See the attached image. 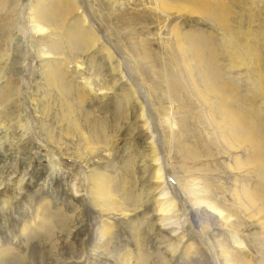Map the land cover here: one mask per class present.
I'll return each instance as SVG.
<instances>
[{
  "label": "rangeland",
  "instance_id": "374dc122",
  "mask_svg": "<svg viewBox=\"0 0 264 264\" xmlns=\"http://www.w3.org/2000/svg\"><path fill=\"white\" fill-rule=\"evenodd\" d=\"M34 1L53 13L44 39L31 38ZM78 1L113 64L99 47L68 51L61 27L72 16L64 20L63 1L0 0V264H218L221 245L236 264H264L263 200L255 206L244 198L259 178L196 101L193 89L204 88L185 51V38H204L224 73L220 30L177 0L178 14L156 0ZM237 2L224 1L231 24L241 18L243 30L263 38L264 0H242L241 11ZM58 42L67 64L52 62L60 69L52 81L38 54ZM241 62L230 73L249 103L250 82L264 87V57L257 70ZM157 155L176 204L171 228L157 210ZM99 186L109 198L98 197ZM206 204L222 217L206 213ZM232 237L243 247L231 248Z\"/></svg>",
  "mask_w": 264,
  "mask_h": 264
},
{
  "label": "bare ground",
  "instance_id": "6f19581e",
  "mask_svg": "<svg viewBox=\"0 0 264 264\" xmlns=\"http://www.w3.org/2000/svg\"><path fill=\"white\" fill-rule=\"evenodd\" d=\"M56 1L57 3L59 2V4H61V1H63L64 6L62 5L61 7L62 8L65 7L64 10L65 21H68L69 20L68 17L72 16L71 22L66 25L67 27L65 26L64 30H63V26L61 27V31H62L61 34L64 36L63 42L66 43V47L68 51L71 53L72 51L77 50L79 47L80 48L82 47L83 50L81 49L78 50L82 52H89L90 50L99 47L98 49H100V51L103 53V55L108 60V62L110 64H113L112 63L113 54L109 51L108 47H105L104 44L102 45L100 40H98V38L92 31V28L87 23V18L84 15V13L81 14L79 1L78 0H56ZM167 1L164 2V0H156L157 6L163 8V9L160 8L158 9L162 11L166 10L167 12L170 11V13L173 10L174 11L176 10V14L180 12L182 13V10H184L182 9L181 6L173 5L174 4L173 1L175 0H169L170 4ZM177 1H181V3L184 2L187 5L189 4V6L192 4L190 6L191 8L194 7L198 11L202 12L208 18L210 24L213 25L215 28H218L220 30L219 32L222 33V42L219 45H217V51L219 53V57L221 58L225 57L228 61L227 64L228 66L224 73H223V69L219 65L214 64L213 60L215 57L212 54L210 47L204 43L199 42V41H203L204 38L200 40V38H198V36L196 35L194 36L191 35L190 38L188 37L185 38L187 39V43L185 47L186 46L188 47L185 51L187 53L188 52L191 53L192 56L194 57L193 59L195 60V63L196 64L198 63V66L196 68L197 69L196 73H197V77L199 78L204 88V89H193V91L195 94L196 101L208 107L209 117H210V121L212 122V126L220 133L223 142L225 143V140L227 141L229 140L228 145L230 148H233L235 146L234 148H240L245 151V154L247 155L248 158L246 161V165L250 169V171L249 170L248 171L249 173L252 172L254 176L256 175L257 178H259V180L258 183L255 184V187L253 188L251 193H245L244 198L248 201L249 204L251 205L254 204L255 206L258 200H263V208H264V123H262V121H264V111L259 109V107H257V105H255L256 103L254 102L255 99H260V106L264 107V87L260 85L261 84L260 82L257 83L254 80H253L254 83L253 81L250 82L251 83L250 88L252 87L251 89L252 96L250 95L251 94L250 92L249 95L251 96L250 98H252V100L249 103H246L247 101L241 98L239 91L237 89L238 81L234 80L235 78L232 77L230 73L231 70H233L234 72V70L238 69L237 67H241V65H243V64L238 65L240 60L244 64L245 63L250 64L251 62V65L253 68H255V70L259 68V65L262 64L264 57V54L262 52V48L264 46V35L261 33V30L258 33L260 34V37L263 38L257 37L255 31H252L250 29L243 30L244 28L242 27L243 25L241 18H236L235 24L232 25L231 22H233L235 18L231 17L230 12L226 11V9L228 8L225 7L224 4V1L226 0H177ZM238 4L240 11L243 10L246 5V4H242V0H239V3L237 2V5ZM191 10L192 9H190V11ZM187 13L190 14L189 11ZM50 16H53V13L51 12V10L47 9V7L44 5L43 2L42 3H36V1L32 2L30 8V17H29L30 19L29 23L32 30L31 38H34L35 35H39L41 36V38L43 37V39L46 36H48L49 32L51 31L50 19H48ZM251 18L252 17H249L250 20ZM225 39H227L228 41L224 42ZM60 48L61 45L59 43L57 44V49L54 50L53 49L42 50L41 48L39 49L38 57L39 59L42 60V62H44L45 65L44 67L48 66L47 68L50 73H48L47 75L48 78L52 81H55L57 77L59 78L60 69L56 66V64L55 67H57V69L55 71L53 70L55 67L51 68L49 66H53L54 62H61V61H62L61 64L62 67H65L67 64L66 60L61 59L58 55L59 53L58 50L60 51ZM115 68L119 69L118 63H116V67H113L112 69L115 70ZM226 73L228 75L225 78L224 76ZM229 82L231 83L232 86H234V89L233 87L230 88L228 84ZM133 93H135V91ZM144 110L145 109L141 105L140 115L144 119L145 125L148 126V128L150 129L149 121L144 115ZM151 151L152 153H155V147H152ZM155 163H156V167L153 176L157 181V186H158L157 189L159 191V197L157 199V207H158L157 210L163 216V219L161 220L163 225L171 228L175 224V221L172 219L173 218L172 212L174 211L176 204L169 197V194L166 190L167 187H165L166 182H164V175H163L164 165L162 164L158 155L157 158L155 159ZM248 177L251 178L252 176L251 177L248 176ZM93 180L94 182H96L94 184H97V182H100L101 179L99 176H95ZM99 188L100 191H102L103 193L101 194L99 193L98 197L105 195L107 196V198H109V195L106 194L107 192H104L101 186H99ZM107 201L105 202L107 203ZM4 204H6V202H4ZM182 204L185 207L184 201L182 202ZM206 207H207L206 213L210 215H214L215 217L218 218H220V216L222 217L221 212L216 210L212 204L209 205L206 204ZM261 208L262 206L259 209ZM107 210L108 209H106L105 211ZM193 212H194L193 213L194 216L199 219L196 212L195 211ZM102 237L103 234H101L100 238ZM100 238L97 244L100 243L101 241ZM232 240L234 241L230 243L231 248L233 247L240 248V246H242L241 240L236 238H233ZM217 252H218V258L220 257V262L218 264H236L235 259L233 258L234 255L231 253L230 250L228 251L226 245H221V247H218ZM15 260L17 263H21L23 259H21V257H17ZM241 264H248V263L242 261Z\"/></svg>",
  "mask_w": 264,
  "mask_h": 264
}]
</instances>
